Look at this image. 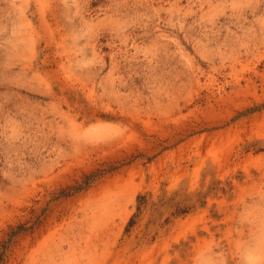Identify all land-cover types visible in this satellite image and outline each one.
<instances>
[{
  "label": "rangeland",
  "instance_id": "374dc122",
  "mask_svg": "<svg viewBox=\"0 0 264 264\" xmlns=\"http://www.w3.org/2000/svg\"><path fill=\"white\" fill-rule=\"evenodd\" d=\"M20 225L5 264H264V0H0Z\"/></svg>",
  "mask_w": 264,
  "mask_h": 264
},
{
  "label": "trees",
  "instance_id": "16d2710c",
  "mask_svg": "<svg viewBox=\"0 0 264 264\" xmlns=\"http://www.w3.org/2000/svg\"><path fill=\"white\" fill-rule=\"evenodd\" d=\"M88 188L90 186V181L86 185ZM74 193L80 192V186L73 189ZM70 196V195H66ZM175 197V196H174ZM163 207L174 208L175 211L172 213V216H180L185 215L189 212L190 208H181L180 204H174V198L170 200L160 199L157 203L152 201L151 194H140L137 197V210L136 213L131 217L130 221L127 224L125 232L128 233L140 220L141 216L148 209H152V211H159V209ZM28 230L24 225H20L14 228H11L10 232L7 233V237L5 240L0 242V264H5L8 258V255L13 246L14 240L23 232Z\"/></svg>",
  "mask_w": 264,
  "mask_h": 264
}]
</instances>
